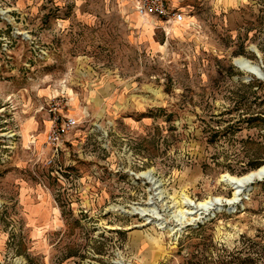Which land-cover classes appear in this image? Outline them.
I'll list each match as a JSON object with an SVG mask.
<instances>
[{
  "label": "rangeland",
  "instance_id": "rangeland-1",
  "mask_svg": "<svg viewBox=\"0 0 264 264\" xmlns=\"http://www.w3.org/2000/svg\"><path fill=\"white\" fill-rule=\"evenodd\" d=\"M178 3L0 0V264H264V0Z\"/></svg>",
  "mask_w": 264,
  "mask_h": 264
},
{
  "label": "built area",
  "instance_id": "built-area-1",
  "mask_svg": "<svg viewBox=\"0 0 264 264\" xmlns=\"http://www.w3.org/2000/svg\"><path fill=\"white\" fill-rule=\"evenodd\" d=\"M137 15L142 19H158L165 23L182 24L185 20L184 11L173 0H135ZM53 115L52 125L46 136V145L58 150L64 143V138L78 125L75 117H65L61 114V102L54 101L49 106Z\"/></svg>",
  "mask_w": 264,
  "mask_h": 264
},
{
  "label": "bare ground",
  "instance_id": "bare-ground-1",
  "mask_svg": "<svg viewBox=\"0 0 264 264\" xmlns=\"http://www.w3.org/2000/svg\"><path fill=\"white\" fill-rule=\"evenodd\" d=\"M236 63L239 65V67L244 70L247 71L259 78H263V72L261 70V68L255 64H253L252 62H250L247 59H238L236 60ZM227 182L232 185V184H238L240 186H238L235 190V194H234V199L231 201H236V199H238L239 197V189H242V187L246 188L249 187L252 183L256 182V181H261L264 180V166H262L260 169L244 176V177H232V176H227ZM245 189V190H246ZM218 201L220 202V199L217 200H210V201H204V202H193L192 200L186 199L185 202V206L188 207V209L183 210L181 212L182 215V220H186L187 216L190 215V217L192 215L198 214V213H202V212H208L211 210H221V205L222 203H218ZM143 211V210H142ZM146 211V210H145ZM148 211V210H147ZM144 212V211H143ZM188 221V220H187ZM185 222V221H184ZM183 222V223H184Z\"/></svg>",
  "mask_w": 264,
  "mask_h": 264
},
{
  "label": "water",
  "instance_id": "water-1",
  "mask_svg": "<svg viewBox=\"0 0 264 264\" xmlns=\"http://www.w3.org/2000/svg\"><path fill=\"white\" fill-rule=\"evenodd\" d=\"M237 65V64H236ZM238 66V65H237ZM262 181V180H261ZM234 189H236L238 186H240V185H238V184H232L231 185ZM246 188H244V187H242V189H239V193L238 194H240V192H242V191H244Z\"/></svg>",
  "mask_w": 264,
  "mask_h": 264
},
{
  "label": "crops",
  "instance_id": "crops-1",
  "mask_svg": "<svg viewBox=\"0 0 264 264\" xmlns=\"http://www.w3.org/2000/svg\"><path fill=\"white\" fill-rule=\"evenodd\" d=\"M173 1H174L176 4H179V3H178V0H173Z\"/></svg>",
  "mask_w": 264,
  "mask_h": 264
},
{
  "label": "trees",
  "instance_id": "trees-1",
  "mask_svg": "<svg viewBox=\"0 0 264 264\" xmlns=\"http://www.w3.org/2000/svg\"><path fill=\"white\" fill-rule=\"evenodd\" d=\"M255 121H256V119H255ZM256 167H258V166H255V167H253V168H256Z\"/></svg>",
  "mask_w": 264,
  "mask_h": 264
}]
</instances>
